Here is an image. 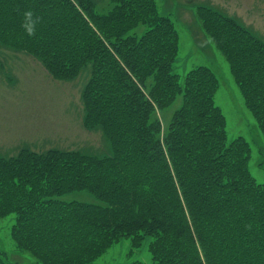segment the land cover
Here are the masks:
<instances>
[{"label":"trees","instance_id":"obj_1","mask_svg":"<svg viewBox=\"0 0 264 264\" xmlns=\"http://www.w3.org/2000/svg\"><path fill=\"white\" fill-rule=\"evenodd\" d=\"M110 3L98 12L90 1L78 10L71 0H0L1 44L43 57L56 80L89 68L84 124L108 145L100 156H0V217L15 214L16 250L40 264H90L120 238L139 247L149 236L151 264H264V183L248 171L249 142L226 138L215 73L173 71L176 21L155 0ZM201 9L200 28L229 63L245 107L258 106L251 114L264 141V40ZM29 11L34 35L24 27ZM178 95L181 107L162 128L158 113ZM80 190L95 202L56 198Z\"/></svg>","mask_w":264,"mask_h":264},{"label":"rangeland","instance_id":"obj_2","mask_svg":"<svg viewBox=\"0 0 264 264\" xmlns=\"http://www.w3.org/2000/svg\"><path fill=\"white\" fill-rule=\"evenodd\" d=\"M71 1L78 10L84 1L92 2L98 12H105L111 6L110 0ZM155 1L161 14L171 15L176 21L179 51L173 62V71L183 78L192 67L205 65L215 73L214 103L224 116L226 138L232 141L242 136L249 142L248 171L257 182L264 183V141L251 114L258 106L250 99L244 106L229 63L204 36L197 18L201 8L212 9L237 19L264 40V0ZM220 27L225 28L223 24ZM143 29L141 25L137 33ZM51 73L43 57L41 60L26 51L0 43V156L4 159L17 157L26 149L38 155L54 150L79 151L96 156L107 152L108 145L101 132L84 124V117L87 121L89 117L84 109L82 93L89 68H84L77 78L68 81L56 80ZM181 102L182 96L178 95L172 105L158 113L162 128L180 109ZM56 198L95 202V197L85 190ZM14 222L15 214L0 217V251L8 256V264H40L30 255L25 258L16 253L12 231ZM150 240L146 236L139 247H134L130 237L120 238L90 264H151Z\"/></svg>","mask_w":264,"mask_h":264},{"label":"clouds","instance_id":"obj_3","mask_svg":"<svg viewBox=\"0 0 264 264\" xmlns=\"http://www.w3.org/2000/svg\"><path fill=\"white\" fill-rule=\"evenodd\" d=\"M32 12H26L25 13V25L24 27L27 30L28 35H34V28H33V22H32Z\"/></svg>","mask_w":264,"mask_h":264}]
</instances>
